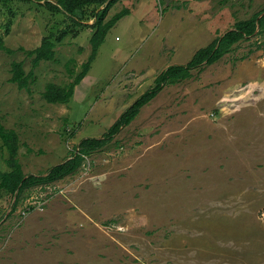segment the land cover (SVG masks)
Here are the masks:
<instances>
[{
	"label": "rangeland",
	"instance_id": "374dc122",
	"mask_svg": "<svg viewBox=\"0 0 264 264\" xmlns=\"http://www.w3.org/2000/svg\"><path fill=\"white\" fill-rule=\"evenodd\" d=\"M263 5L120 0L109 17L130 14L110 29L72 100L53 104L43 97L47 84L67 85L69 68L82 70L93 29L58 43L56 60L42 61L36 81L20 89L10 81L13 62L33 68L20 47L39 46L71 20L14 1L7 33L0 0V30L13 50L0 52V119L19 134L25 173L72 159L168 66L189 62ZM193 73L167 85L77 172L26 192L14 211L1 191L0 264H264V38L243 40Z\"/></svg>",
	"mask_w": 264,
	"mask_h": 264
},
{
	"label": "trees",
	"instance_id": "16d2710c",
	"mask_svg": "<svg viewBox=\"0 0 264 264\" xmlns=\"http://www.w3.org/2000/svg\"><path fill=\"white\" fill-rule=\"evenodd\" d=\"M7 7L10 19L6 23L7 33L11 29L12 20L16 12L14 1L23 3H35L44 7L52 14H66L71 24L61 28L57 32H51L43 36L41 44L33 49L20 47L32 60V69L27 72L24 61H14L12 64V77L10 81L20 89H28L36 81L35 70L42 61H55L57 57V45L66 37L80 36V31L91 27L93 33L90 36L91 52L82 70L77 74L69 68L73 80L67 85H60L54 82L48 83L43 92L44 99L53 104H67L74 94L76 86L79 85L89 73L99 49L105 41L108 32L124 16L130 14L131 10L123 9L109 17L112 7L120 0H1ZM93 19L94 22L89 24ZM260 36L264 38V5L262 9L253 13L249 18L236 21L232 28L224 34L219 35L207 46L198 49L192 59L185 64H172L162 71L155 79V85L139 96L116 120L103 137L85 138L77 146L78 152L74 153L72 159L57 164L49 169L46 174H26L20 162V137L15 129L7 128L0 119V192L14 198L13 211L22 201L26 192L34 187L51 185L65 177L77 172L83 165L85 156H91L94 152L105 147L122 128L130 125L141 113L142 109L154 100L167 85L179 84L190 79L194 70L202 68L205 64L211 65L221 60L225 55L234 51L236 45L251 38ZM5 34L0 30V52H13L5 43ZM4 151L7 156H4ZM5 161L7 169H3L2 161Z\"/></svg>",
	"mask_w": 264,
	"mask_h": 264
},
{
	"label": "built area",
	"instance_id": "2783aa9c",
	"mask_svg": "<svg viewBox=\"0 0 264 264\" xmlns=\"http://www.w3.org/2000/svg\"><path fill=\"white\" fill-rule=\"evenodd\" d=\"M39 206H41V204H39ZM36 208H38V206H36ZM31 208H26V209H24V211L22 212L23 214H27V212H29V210H30Z\"/></svg>",
	"mask_w": 264,
	"mask_h": 264
},
{
	"label": "clouds",
	"instance_id": "9594fccd",
	"mask_svg": "<svg viewBox=\"0 0 264 264\" xmlns=\"http://www.w3.org/2000/svg\"><path fill=\"white\" fill-rule=\"evenodd\" d=\"M85 158H87V156H85ZM83 165H84V163H83ZM83 165H82V166H83ZM31 208H33V207H31Z\"/></svg>",
	"mask_w": 264,
	"mask_h": 264
}]
</instances>
